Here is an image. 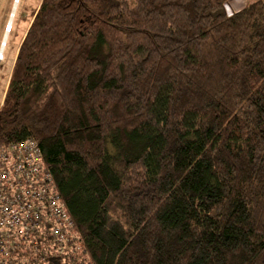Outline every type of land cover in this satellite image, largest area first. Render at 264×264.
<instances>
[{
	"label": "trees",
	"instance_id": "trees-1",
	"mask_svg": "<svg viewBox=\"0 0 264 264\" xmlns=\"http://www.w3.org/2000/svg\"><path fill=\"white\" fill-rule=\"evenodd\" d=\"M41 0L0 109L90 264H264V0Z\"/></svg>",
	"mask_w": 264,
	"mask_h": 264
},
{
	"label": "built area",
	"instance_id": "built-area-1",
	"mask_svg": "<svg viewBox=\"0 0 264 264\" xmlns=\"http://www.w3.org/2000/svg\"><path fill=\"white\" fill-rule=\"evenodd\" d=\"M0 264H90L33 139L0 145Z\"/></svg>",
	"mask_w": 264,
	"mask_h": 264
},
{
	"label": "rangeland",
	"instance_id": "rangeland-1",
	"mask_svg": "<svg viewBox=\"0 0 264 264\" xmlns=\"http://www.w3.org/2000/svg\"><path fill=\"white\" fill-rule=\"evenodd\" d=\"M250 0H231L226 11L231 15L242 10ZM41 0H0V109L3 107L5 92L17 50L38 10ZM15 5V9L13 7ZM12 22H9L12 16ZM7 24L10 25L7 32Z\"/></svg>",
	"mask_w": 264,
	"mask_h": 264
},
{
	"label": "bare ground",
	"instance_id": "bare-ground-1",
	"mask_svg": "<svg viewBox=\"0 0 264 264\" xmlns=\"http://www.w3.org/2000/svg\"><path fill=\"white\" fill-rule=\"evenodd\" d=\"M8 27H10V25L9 24H7V27H6V29H7V32L10 30V28L8 29ZM3 58V54L0 52V59H2Z\"/></svg>",
	"mask_w": 264,
	"mask_h": 264
},
{
	"label": "water",
	"instance_id": "water-1",
	"mask_svg": "<svg viewBox=\"0 0 264 264\" xmlns=\"http://www.w3.org/2000/svg\"><path fill=\"white\" fill-rule=\"evenodd\" d=\"M15 9V5H14V7H13V10ZM12 17H13V14H12V16H10V19H9V22L11 23L12 22Z\"/></svg>",
	"mask_w": 264,
	"mask_h": 264
}]
</instances>
